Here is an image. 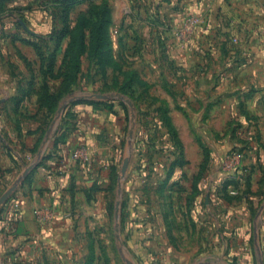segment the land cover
Segmentation results:
<instances>
[{"label":"rangeland","instance_id":"1","mask_svg":"<svg viewBox=\"0 0 264 264\" xmlns=\"http://www.w3.org/2000/svg\"><path fill=\"white\" fill-rule=\"evenodd\" d=\"M11 25L0 264H264V0H0Z\"/></svg>","mask_w":264,"mask_h":264},{"label":"crops","instance_id":"2","mask_svg":"<svg viewBox=\"0 0 264 264\" xmlns=\"http://www.w3.org/2000/svg\"><path fill=\"white\" fill-rule=\"evenodd\" d=\"M40 16H42L43 14H39ZM43 16H45V15H43ZM45 18V17H44ZM44 20L45 19H42L41 20V22H44ZM44 24V23H43ZM7 28V29H6ZM14 28V26L13 25H11V26H6V27H4V26H1V28H0V35H2V33L3 32H5V31H10V30H12ZM1 37V36H0ZM1 44H3L2 43V41H0V48H1ZM50 146V145H49ZM46 150H47V148H46Z\"/></svg>","mask_w":264,"mask_h":264},{"label":"water","instance_id":"3","mask_svg":"<svg viewBox=\"0 0 264 264\" xmlns=\"http://www.w3.org/2000/svg\"><path fill=\"white\" fill-rule=\"evenodd\" d=\"M20 23H21V25H22L23 27L27 28V26H26V24H25V22H24L23 20H20Z\"/></svg>","mask_w":264,"mask_h":264}]
</instances>
